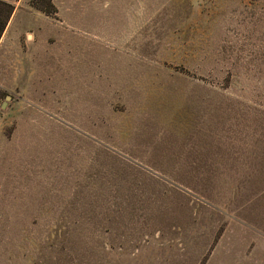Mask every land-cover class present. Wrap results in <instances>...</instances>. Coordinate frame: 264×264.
I'll return each mask as SVG.
<instances>
[{
  "label": "rangeland",
  "instance_id": "rangeland-1",
  "mask_svg": "<svg viewBox=\"0 0 264 264\" xmlns=\"http://www.w3.org/2000/svg\"><path fill=\"white\" fill-rule=\"evenodd\" d=\"M75 1H6L0 264H264V0Z\"/></svg>",
  "mask_w": 264,
  "mask_h": 264
},
{
  "label": "trees",
  "instance_id": "trees-1",
  "mask_svg": "<svg viewBox=\"0 0 264 264\" xmlns=\"http://www.w3.org/2000/svg\"><path fill=\"white\" fill-rule=\"evenodd\" d=\"M29 4L32 8L47 17L54 18L57 14V9L53 5L52 0H29ZM14 10L15 7L12 4L0 0V38L2 37Z\"/></svg>",
  "mask_w": 264,
  "mask_h": 264
},
{
  "label": "crops",
  "instance_id": "crops-1",
  "mask_svg": "<svg viewBox=\"0 0 264 264\" xmlns=\"http://www.w3.org/2000/svg\"><path fill=\"white\" fill-rule=\"evenodd\" d=\"M7 1V0H6ZM91 0H87V2H89V4H95V5H98V3L96 1L93 0L92 3H90ZM114 0H103L102 2L99 3V5H103V8H110V6L112 5ZM52 3L53 5L59 10V12L61 13L62 12V9L64 8L66 11V13H76V12H79L78 9H76L75 5L78 3V1H75V0H52ZM85 7V6H83ZM88 8V7H87ZM89 9H87V12H88ZM89 11L91 12H96V13H102V11H92V9H90ZM85 12V11H83ZM104 13V12H103ZM106 13H109V12H106ZM10 22V21H9ZM9 22H8V25L4 31V33L2 34V37L0 38V54L2 51L5 52V44H6V41H7V38L9 36V30H10V26H9ZM32 40H30V42H32ZM37 40L33 43H36ZM34 45V44H33ZM5 54H7V50L5 52Z\"/></svg>",
  "mask_w": 264,
  "mask_h": 264
}]
</instances>
